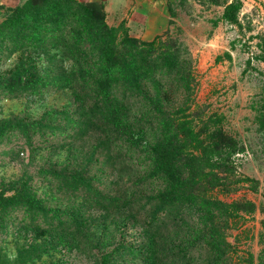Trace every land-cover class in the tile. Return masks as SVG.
Returning a JSON list of instances; mask_svg holds the SVG:
<instances>
[{"label": "rangeland", "instance_id": "rangeland-1", "mask_svg": "<svg viewBox=\"0 0 264 264\" xmlns=\"http://www.w3.org/2000/svg\"><path fill=\"white\" fill-rule=\"evenodd\" d=\"M0 1V264H264V0H168L154 29ZM186 120L229 169L202 193L154 163Z\"/></svg>", "mask_w": 264, "mask_h": 264}, {"label": "trees", "instance_id": "trees-1", "mask_svg": "<svg viewBox=\"0 0 264 264\" xmlns=\"http://www.w3.org/2000/svg\"><path fill=\"white\" fill-rule=\"evenodd\" d=\"M61 1H68V2H74L78 4L79 3L75 0H56L58 4H60ZM34 1H28L26 3H33ZM45 3V2H44ZM90 6H93L94 8H97L96 6H100V12L103 11V8L101 4L98 3H87ZM241 5L240 0H236L234 3H231L228 5L227 9L224 13V18L226 20L231 21L232 15L234 12L239 11ZM45 7V6H43ZM42 9V7L38 10V8L35 9L36 12H39ZM57 10L53 11L51 19L53 20L57 16ZM103 14V12H102ZM104 16V15H103ZM105 27V25H103ZM106 53V50H105ZM109 55V54H108ZM111 62V61H110ZM109 66L115 67L114 63H110ZM107 84L109 83V80L106 81ZM261 123H264V120H261ZM180 129H178L177 135L178 138H180L181 146L176 147L175 141H168L165 143L160 144L153 153L154 157V163L156 167V171L160 174H162L169 183L173 185H179L178 181L179 178L177 177L178 172V166H177V160L179 157H183L185 155V167L188 169V176L185 182V188L189 190L190 192H199L202 193L204 190H210L215 185H217L220 182V176H218L216 173L210 171L208 168H217L218 170H225L228 169V166L225 165L224 162L220 161H214L213 159L215 156L219 157V149L220 144H218L217 141L206 143L204 138L200 133L195 131L194 127L192 126V122L190 120H186L182 122L179 126ZM210 139V138H208ZM184 149H191V152H188V154H184ZM197 152L198 154H195ZM229 170V169H228ZM213 201V202H212ZM206 202V205L208 208L210 206H214L213 204H220L223 206L224 204L219 200H212ZM119 245H116L113 249H110L109 251L105 252L100 257V264H110V259L113 257L114 253L121 248Z\"/></svg>", "mask_w": 264, "mask_h": 264}, {"label": "crops", "instance_id": "crops-1", "mask_svg": "<svg viewBox=\"0 0 264 264\" xmlns=\"http://www.w3.org/2000/svg\"><path fill=\"white\" fill-rule=\"evenodd\" d=\"M81 3H99L107 16L128 21L131 28H163L168 22V0H75ZM170 1V0H169ZM1 2V1H0Z\"/></svg>", "mask_w": 264, "mask_h": 264}]
</instances>
